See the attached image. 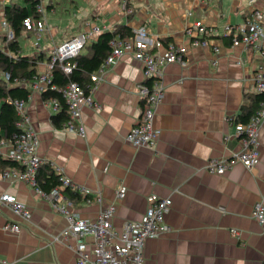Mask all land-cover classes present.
<instances>
[{
	"label": "crops",
	"instance_id": "obj_1",
	"mask_svg": "<svg viewBox=\"0 0 264 264\" xmlns=\"http://www.w3.org/2000/svg\"><path fill=\"white\" fill-rule=\"evenodd\" d=\"M43 1L46 11L54 13L58 1ZM64 1L63 9L69 12L59 17V31L49 27L51 19L45 12L42 31L21 33L36 35L29 54L19 42V54L37 57V73L47 70L53 46L95 26L102 32L122 24L131 30L143 25L150 36L166 42L163 45L186 48L185 64L163 68V94L153 118L159 133L153 147L134 148L124 140L137 122L139 86L144 81L141 64L130 54L105 67L92 91L97 106H83L81 111L83 135L54 126L51 116L57 111L40 92L17 81L7 83L30 91L24 127L36 135L42 166L58 168L85 191L79 189L81 199L72 201L70 210L81 218H95L100 210L95 195L100 192L105 202L116 205L113 224L120 230L124 222L142 219L148 196L169 197L172 203L165 221L170 230L145 240L146 264H264V231L252 216L254 204L264 202V118L253 168L236 163L222 174L205 168L210 158L240 150L234 123L256 98L253 74L264 68V56L251 46H233L223 26L245 22L254 9L264 13V0H132L129 16L122 11V0ZM10 3L29 6L27 0H0V19ZM198 20L213 29L208 45L194 44L185 33ZM59 34L61 38L54 41ZM43 38L45 43L40 44ZM1 42L0 38V47ZM3 101L0 98V107ZM4 168L14 167L0 165V194L15 195L30 216L23 220L9 208L0 210V256L14 264H78L74 239L62 237L68 219L28 183L3 179ZM121 188L124 195L117 198ZM7 221L19 223L21 229L5 230Z\"/></svg>",
	"mask_w": 264,
	"mask_h": 264
},
{
	"label": "built area",
	"instance_id": "obj_2",
	"mask_svg": "<svg viewBox=\"0 0 264 264\" xmlns=\"http://www.w3.org/2000/svg\"><path fill=\"white\" fill-rule=\"evenodd\" d=\"M132 0H122V11L125 15H132ZM40 17H26L23 26L27 31H42L45 26V6L43 0L36 5ZM264 13L254 9L245 22L241 24H225L223 34L230 37L233 46H251L264 56ZM0 30L6 34L7 40L13 38V32L5 18L0 19ZM131 35L124 37L116 36L110 40L111 52L102 65L91 74V81L85 87L76 82L68 83L64 88L59 89L68 105V119L62 124V128L69 132L84 134L81 123V111L83 106H97L92 97V91L96 88L101 74L106 66L117 60L124 54H130L143 69L144 81L139 86V97L141 100L140 112L136 124L124 136V140L137 147H153L156 143L158 131L153 126V118L156 107L163 94L161 78L163 68L170 63L185 64L186 48L184 45L167 44L153 36H150L145 26H139L131 30ZM100 33L95 26L88 31L72 36L55 45L50 50V61L47 70L37 73L28 80H18L20 85L29 86L32 90L43 92L48 87L56 90L52 84V67L58 63L63 72L70 73L74 67V59L88 44L92 38ZM185 33L194 44L202 46L210 43L213 29L205 25L201 20L193 22L185 29ZM163 48L162 53L158 49ZM217 51L218 49L215 48ZM0 79L9 83L10 73L0 70ZM253 81L256 93H264V68H259L253 74ZM52 105L55 111L59 110L56 99L45 100ZM12 103L21 120L17 126L21 131L13 136L11 140L0 139V158L15 162L19 168H4L1 177L7 180H21L28 183L34 192L49 201L54 211L63 214L69 221L68 226L63 230L62 237L73 238L75 241L74 251L78 258V264H146L143 256V245L148 238H154L167 233L170 226L165 221V214L170 208L171 198L160 197L156 194L148 196V205L141 220L126 221L120 230L113 224V216L116 205L112 202H105L100 192L95 195V201L100 204V210L95 218H81L75 211L70 210L72 201L67 199L57 188L44 192L36 183V172L42 163V158L36 153L37 138L31 128H25L28 121L25 111L26 101L13 99ZM264 118V98L260 107L245 122L234 123V135L240 146V150L227 157L210 158L205 168L212 174H222L232 165L241 163L247 169L253 168L258 161L257 136L260 124ZM228 136H226V139ZM2 148H5L2 151ZM61 172L58 168H56ZM76 187L64 175L61 177V187ZM81 193L85 192L82 189ZM121 188L117 192V198L123 197ZM9 208L14 215L23 220H28L30 210L23 202H20L15 195L10 193L0 194V210ZM253 218L260 224L264 231V202L263 199L256 202L252 209ZM4 229L17 232L21 229L19 223L7 221ZM234 234L236 230L232 229ZM90 238L91 240H88ZM92 242L91 249H88V242ZM0 264H14L0 256Z\"/></svg>",
	"mask_w": 264,
	"mask_h": 264
},
{
	"label": "trees",
	"instance_id": "obj_3",
	"mask_svg": "<svg viewBox=\"0 0 264 264\" xmlns=\"http://www.w3.org/2000/svg\"><path fill=\"white\" fill-rule=\"evenodd\" d=\"M29 6L19 5L17 3L6 4L3 7L4 18L13 32V38L7 40L6 34L0 35L2 46L0 47V70L10 73V82L14 78L18 80H28L37 74L35 65L37 57L30 58L29 56L20 55V45L18 37L23 29V20L26 17H40L37 13L36 5L41 0H27ZM131 29L126 25H117L112 30H105L98 34L96 39L91 40L84 46L78 56L74 59V67L70 73L63 72L58 63L52 67V84L57 87L56 90L48 87L41 92L42 99H56L59 105V110L51 116V121L54 126L62 127V124L68 119V105L63 94L59 89L64 88L70 82H76L81 87H85L91 81V74L96 71L106 58L110 55L111 46L110 40L114 37H124L131 35ZM164 44L166 42L162 41ZM50 61V57H49ZM30 91L22 86H7L6 83H0V98H3V103L0 107V129L3 134H0V139L11 140L13 136L21 131L17 126V122L21 120L12 103L13 99H22L28 101ZM264 98V93H257L249 108L245 109L239 120L247 121L257 109L260 107V102ZM259 106V107H258ZM258 107V108H257ZM257 108V109H256ZM256 109V110H255ZM9 164L11 167L19 168V166L7 159L0 158V165ZM41 163L36 172V183L44 192L57 188L70 201H80L81 194L78 189L71 186L61 187V177L63 173L59 172L56 167H51L48 163L44 166Z\"/></svg>",
	"mask_w": 264,
	"mask_h": 264
},
{
	"label": "rangeland",
	"instance_id": "obj_4",
	"mask_svg": "<svg viewBox=\"0 0 264 264\" xmlns=\"http://www.w3.org/2000/svg\"><path fill=\"white\" fill-rule=\"evenodd\" d=\"M14 1H17V0H14ZM18 1H19V3L25 2V0H18ZM57 1H58V4L56 5V10L54 11V13L46 11V2L43 1V3L45 6V12H46V14L48 12V16L51 19V24H49L50 25L49 27L51 28L52 26H54L59 31V27L61 25V21H59V17L61 16V14H66L69 11L63 9V7H67V6H65V4H67V2L65 3L64 0H57ZM70 13H71V11H70ZM60 38H61V35L59 34L54 39V41H56L57 39H60ZM36 39L37 38H36V35L34 33H30L27 36H26V34H23V35L19 36V38H18V40H19V42L23 48V51L28 52V54L34 49L33 44L35 43ZM44 43H45V41L43 38L40 40V44H44Z\"/></svg>",
	"mask_w": 264,
	"mask_h": 264
},
{
	"label": "bare ground",
	"instance_id": "obj_5",
	"mask_svg": "<svg viewBox=\"0 0 264 264\" xmlns=\"http://www.w3.org/2000/svg\"><path fill=\"white\" fill-rule=\"evenodd\" d=\"M231 43H232V41H231Z\"/></svg>",
	"mask_w": 264,
	"mask_h": 264
}]
</instances>
